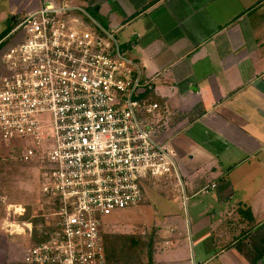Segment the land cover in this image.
<instances>
[{"label":"crops","instance_id":"obj_1","mask_svg":"<svg viewBox=\"0 0 264 264\" xmlns=\"http://www.w3.org/2000/svg\"><path fill=\"white\" fill-rule=\"evenodd\" d=\"M86 1L103 2L105 27L169 115L162 139L184 188L147 189L159 196L152 264H264V0ZM6 203L0 192V264H20L30 244L4 233Z\"/></svg>","mask_w":264,"mask_h":264},{"label":"built area","instance_id":"obj_2","mask_svg":"<svg viewBox=\"0 0 264 264\" xmlns=\"http://www.w3.org/2000/svg\"><path fill=\"white\" fill-rule=\"evenodd\" d=\"M14 22L0 49V138L23 143L20 159L39 165L50 227L20 264H107L104 216L139 205L147 189L184 188L162 139L169 115L148 95L143 65L81 5L45 0Z\"/></svg>","mask_w":264,"mask_h":264},{"label":"rangeland","instance_id":"obj_3","mask_svg":"<svg viewBox=\"0 0 264 264\" xmlns=\"http://www.w3.org/2000/svg\"><path fill=\"white\" fill-rule=\"evenodd\" d=\"M38 1L39 0H0V35L8 29L9 22L12 21L13 17L16 16L18 18L28 12L37 10L41 4L45 2V0H43L42 3L37 6ZM68 3L81 5L87 10L95 22L105 27L103 19L98 14V11H96V8L99 7L98 5H102L103 2L98 3L96 8L90 6V3L86 0H68ZM95 22L93 23L95 24ZM6 146H12V151L14 152H12L10 156H8V153H0V192L7 196L6 207L15 203L17 205H22L26 209L24 216L16 217L15 219L14 217H10L8 222L15 220L18 222H31L32 231L26 229L25 232L17 235V233H11V228L7 227L8 223L5 225L3 231L10 238L17 236L16 238H19L23 244L26 243V245H28L27 242L29 241L31 246L36 244L37 237H35V232L40 236L45 231V229H43V220L38 218L42 210L45 209L44 203L42 202L44 196L40 193L39 187L40 173H38L37 167L24 163L20 159L21 148L19 146H23V143L14 140L9 145L6 143ZM146 196L149 201L146 204L140 203L142 206L145 204L143 207L139 204V206L135 207L114 210L110 214L104 216L103 221L105 223L102 227L103 235L109 233L134 234L138 235L144 245H146L149 241V236L152 235L154 237L153 229L146 227L152 226L154 218L158 216L155 213L154 200H157L159 197L156 192L152 190H148ZM34 219L39 220L38 222L36 220V229H34L33 226L35 224L33 221ZM147 221L148 223H146ZM114 226H118V228H112ZM131 227L134 228L131 229ZM127 228L130 230H126ZM143 260L146 261V246L143 251L141 250V252L138 253L137 257L128 256L124 258L120 264H139V261L143 262Z\"/></svg>","mask_w":264,"mask_h":264},{"label":"trees","instance_id":"obj_4","mask_svg":"<svg viewBox=\"0 0 264 264\" xmlns=\"http://www.w3.org/2000/svg\"><path fill=\"white\" fill-rule=\"evenodd\" d=\"M14 24H15L14 21L9 22L8 29L0 35V49L12 37V35H8L9 34L8 32L12 30ZM148 93L150 96H152V99L154 101H157L162 108L164 107L163 101L154 97L150 93V87L148 88ZM38 218H41V220H43V229H45V231L40 236L35 232L36 235L35 237H37L35 243H41L47 240L49 237L48 231L50 230V227H47L45 225L44 218L41 216ZM37 219L33 220L35 222V224L33 225L34 229H36L37 222L39 221ZM149 237L150 238L148 243L144 245V243L141 241V238L138 235H134V234L131 235L124 233H109L103 235L107 264H120L124 260V258H127L128 256L137 257L138 253L141 252V250L143 251L145 246H146V261L143 260V262L144 264H152L153 236L150 235ZM143 262L139 261V264H143Z\"/></svg>","mask_w":264,"mask_h":264},{"label":"water","instance_id":"obj_5","mask_svg":"<svg viewBox=\"0 0 264 264\" xmlns=\"http://www.w3.org/2000/svg\"><path fill=\"white\" fill-rule=\"evenodd\" d=\"M16 19V17H13L12 21H14Z\"/></svg>","mask_w":264,"mask_h":264}]
</instances>
